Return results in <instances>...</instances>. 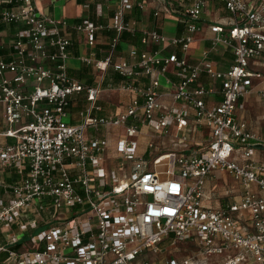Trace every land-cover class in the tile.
I'll return each mask as SVG.
<instances>
[{
  "label": "built area",
  "instance_id": "obj_1",
  "mask_svg": "<svg viewBox=\"0 0 264 264\" xmlns=\"http://www.w3.org/2000/svg\"><path fill=\"white\" fill-rule=\"evenodd\" d=\"M154 1L163 5L154 11L156 17L169 12L165 0ZM218 1L232 20L227 28L210 24L211 41L232 49L229 69H216L208 51L199 61L188 56L207 5L195 0L180 18L181 35L143 31L142 43H154L156 49H133L126 59L115 54L116 37L105 59L83 58L103 72L113 67L124 79L122 87L134 92L127 109L98 116L101 84L87 85L68 72L71 40L63 30L69 22L44 14L34 0H0V36L11 42L8 57L0 56V165L20 175L10 185V198H0V228L6 231L0 254L8 253L7 260L264 264V160L256 157L264 138L240 114L255 80L264 81L257 67L264 66V0ZM131 6L130 0H120L108 26L118 35L136 30L125 20ZM73 27L94 45L103 26L84 19ZM171 46L176 49L167 51ZM204 74L221 83L222 99L214 105L208 97L216 89L201 82ZM83 91L89 104L80 112L82 121L69 123L73 96ZM259 94L264 99V87ZM203 126L211 135L197 148L190 137ZM90 127L107 132L88 136ZM145 128L158 134L174 130L175 147L152 160L141 155L137 148ZM110 135L117 139L113 165L106 157ZM217 171L228 173L240 192L213 207L204 204V188ZM19 241L33 248L9 247ZM182 242L196 246V253L174 256ZM163 253L168 254L159 261Z\"/></svg>",
  "mask_w": 264,
  "mask_h": 264
},
{
  "label": "crops",
  "instance_id": "obj_2",
  "mask_svg": "<svg viewBox=\"0 0 264 264\" xmlns=\"http://www.w3.org/2000/svg\"><path fill=\"white\" fill-rule=\"evenodd\" d=\"M39 9L46 15L63 18L69 22V26L64 28L65 33L71 40L70 45V57L67 61L68 72L71 76L82 80L87 85L95 86L101 84L103 89L100 94L97 104L102 108L99 111H95L94 114L103 116L107 114H115L117 112L124 111L130 105L134 92L122 87L124 79L113 68L110 67L106 72L98 69L94 64H87L83 58L92 57L94 60L105 59L111 50V45L116 37L119 38V43L116 50L117 56H122L126 59L131 58V50L135 49L138 52L143 50H153L158 47L154 43L143 44L142 33L145 30L158 29L164 33L168 38H173L181 35L183 31V25L180 18L183 16L184 10L192 4L195 0H165L169 12L163 11L159 17L154 15V11L163 7L160 3L154 0H130L131 8L127 9L125 20L135 23V32L123 31L118 35L117 31L108 27L115 16L116 10L120 6V0H34ZM206 8L204 13V22L202 30L196 35V40L192 43L188 56L193 61H199L202 59L204 52L208 51V59L213 66L218 70H226L234 62V53L232 49L224 44L217 46L212 45L211 38L215 34L210 29V24H221L224 28L229 27L231 14L226 9L223 3L218 0H205ZM140 2L145 3V7L139 6ZM89 19L96 24L103 27L95 34V43L90 45L88 43V37L84 31H78L73 27V24ZM11 42L6 34L0 36V56L8 57ZM176 47L171 46L167 49L174 50ZM264 71V66H257ZM120 76L122 79H117ZM146 79H141L139 84L144 85ZM201 82L206 85H212L216 91L213 95L208 97L209 104H216L222 99L221 83L218 80L211 78L209 75L204 74L201 78ZM264 87V81L255 80V87L251 93L246 95L242 102H245L244 110L240 111V114L245 116L248 121L249 128L264 138V99L260 96L259 90ZM86 92L75 94L73 96L70 113L67 117V121L72 124H77L82 121V110L88 107V101L86 99ZM166 103H170L169 98H165ZM261 113V116L258 115ZM256 114L258 115L256 118ZM4 119L3 109L0 107V121ZM89 129H92L91 132ZM88 129V136L103 135L107 131H102V128L97 131L90 127ZM116 129L115 131H120ZM148 132V130H145ZM173 134L175 131L172 130ZM210 130L203 126L190 138V143L196 144V147L206 145L210 137ZM9 142L13 139L9 138ZM117 139L115 135H110V146L106 154L108 164H115L118 160V153L116 149ZM137 151L145 156L147 153H151L148 149V144L141 136L139 139V146ZM256 157L260 160H264V148L259 147L256 151ZM218 173L228 174L225 171H217L216 174L210 177L204 188V204L213 207H219L226 204L211 201V196L208 195V182L218 178ZM20 180V175L14 168L3 167L0 165V198L9 199L11 194L10 185ZM216 182L212 183L213 185ZM211 184V185H212ZM233 195L228 202L235 199L234 195L240 192L239 186L233 187ZM208 201V202H207ZM19 232V231H18ZM22 233L19 232L18 236ZM0 242H5L3 236H0ZM1 256V255H0ZM0 257V260L2 261ZM4 260H7V256ZM213 260V259H212Z\"/></svg>",
  "mask_w": 264,
  "mask_h": 264
},
{
  "label": "rangeland",
  "instance_id": "obj_3",
  "mask_svg": "<svg viewBox=\"0 0 264 264\" xmlns=\"http://www.w3.org/2000/svg\"><path fill=\"white\" fill-rule=\"evenodd\" d=\"M259 116H261V113H258ZM256 114V118L258 116ZM91 132H93L92 129H89ZM145 130H148L145 128ZM105 129L102 128V131L104 132ZM100 135V133H99ZM144 140L146 141V144L152 143L153 147L148 148L150 150V155H147V158L149 160H152V158L156 157L159 154L166 153L169 150L173 149L175 147V141L177 140L175 135L173 133L169 134H158L154 133L151 129L148 130L147 133L143 135ZM216 182L214 185L212 183ZM212 184V185H211ZM208 195L211 196L212 204L213 202H219V203H228L229 199H231V196L233 195V187L236 185V182L229 174H221L218 173V178L216 180L211 179L208 182ZM208 202V201H207ZM5 229L0 228V236L5 234ZM28 248L31 247L30 244L27 245ZM26 247V248H27ZM180 251L174 252V256L176 257H183V256H192L196 253L197 247L194 245H190L187 242H182L180 245ZM168 253H163L161 255H158L156 258L160 261L161 259H164L165 256H167ZM169 256V255H168ZM5 257L0 261V264H15V261L12 259L4 260Z\"/></svg>",
  "mask_w": 264,
  "mask_h": 264
},
{
  "label": "trees",
  "instance_id": "obj_4",
  "mask_svg": "<svg viewBox=\"0 0 264 264\" xmlns=\"http://www.w3.org/2000/svg\"><path fill=\"white\" fill-rule=\"evenodd\" d=\"M117 79L119 80V79H122L120 76H117ZM147 155H150L149 153H147ZM147 155H146V157H147ZM11 249H16V250H18V251H22V250H24V248H26V246H25V244H24V241H19V242H17L16 244H12V245H10L9 246ZM45 249V246H44V243L42 244V246H41V250H44ZM1 256V258L3 257V256H8V253H6V252H3V253H1L0 254ZM1 261V260H0Z\"/></svg>",
  "mask_w": 264,
  "mask_h": 264
}]
</instances>
